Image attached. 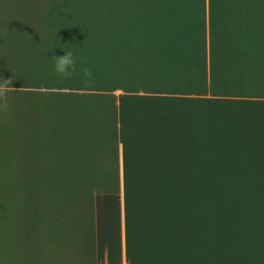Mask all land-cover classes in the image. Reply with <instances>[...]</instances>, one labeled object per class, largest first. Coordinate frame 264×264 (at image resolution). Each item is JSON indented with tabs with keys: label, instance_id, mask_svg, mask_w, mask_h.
I'll return each instance as SVG.
<instances>
[{
	"label": "crops",
	"instance_id": "crops-1",
	"mask_svg": "<svg viewBox=\"0 0 264 264\" xmlns=\"http://www.w3.org/2000/svg\"><path fill=\"white\" fill-rule=\"evenodd\" d=\"M133 1L0 0V264H264V0Z\"/></svg>",
	"mask_w": 264,
	"mask_h": 264
},
{
	"label": "clouds",
	"instance_id": "clouds-1",
	"mask_svg": "<svg viewBox=\"0 0 264 264\" xmlns=\"http://www.w3.org/2000/svg\"><path fill=\"white\" fill-rule=\"evenodd\" d=\"M65 49L64 47H62ZM63 55H52L53 58V70L60 77H67L70 75V70L75 66V56L74 51H68ZM54 51V50H52Z\"/></svg>",
	"mask_w": 264,
	"mask_h": 264
},
{
	"label": "rangeland",
	"instance_id": "rangeland-1",
	"mask_svg": "<svg viewBox=\"0 0 264 264\" xmlns=\"http://www.w3.org/2000/svg\"><path fill=\"white\" fill-rule=\"evenodd\" d=\"M86 1L87 0H79V8H85L86 7ZM137 2V0H136ZM123 5L128 6L129 3L133 4V0H95V8H109L112 4H114L112 7L117 8L116 5ZM211 187H213V182H211Z\"/></svg>",
	"mask_w": 264,
	"mask_h": 264
}]
</instances>
